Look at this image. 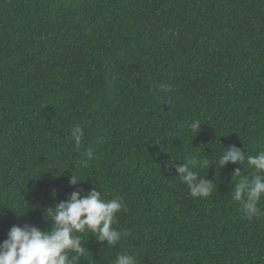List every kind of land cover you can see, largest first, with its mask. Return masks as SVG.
Returning a JSON list of instances; mask_svg holds the SVG:
<instances>
[{
	"label": "trees",
	"instance_id": "obj_1",
	"mask_svg": "<svg viewBox=\"0 0 264 264\" xmlns=\"http://www.w3.org/2000/svg\"><path fill=\"white\" fill-rule=\"evenodd\" d=\"M228 146L264 151V0H0V243L95 188L127 236L78 234L76 264H264V198L249 220ZM200 159L207 198L175 168Z\"/></svg>",
	"mask_w": 264,
	"mask_h": 264
},
{
	"label": "clouds",
	"instance_id": "obj_2",
	"mask_svg": "<svg viewBox=\"0 0 264 264\" xmlns=\"http://www.w3.org/2000/svg\"><path fill=\"white\" fill-rule=\"evenodd\" d=\"M189 127L198 133L201 124L193 121ZM71 135L76 149L79 150L84 136L82 128L75 126ZM219 156L220 168L228 162L246 161L248 167L254 170L255 174L251 177H242L240 170H235L234 174L240 179L232 198L239 202L249 220L260 216L262 209L259 203L264 198V151L246 157L241 148L228 146ZM190 163L192 168L186 163L175 164L178 177L187 185L192 197H209L216 185L212 180L199 177L193 168H208L211 161L200 159ZM80 181L73 174L70 184L76 185ZM121 210H126L121 199H103L95 188L84 197H81L80 192L73 191L68 200L57 202L54 207L46 209V219L53 222L51 230L30 224L23 227L13 225L7 233V239L0 243V264H76L86 254L85 245L78 234L90 233L102 245L106 242L109 247H114L121 241L122 236H127L126 232L122 233L113 227L116 215ZM70 253L75 255L70 257ZM114 264H137V260L134 255L122 253L116 256Z\"/></svg>",
	"mask_w": 264,
	"mask_h": 264
}]
</instances>
